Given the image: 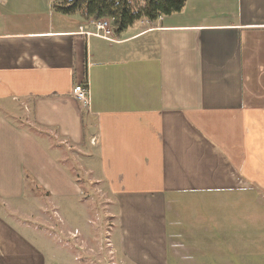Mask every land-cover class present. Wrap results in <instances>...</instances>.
<instances>
[{"label":"crops","instance_id":"0c3cea01","mask_svg":"<svg viewBox=\"0 0 264 264\" xmlns=\"http://www.w3.org/2000/svg\"><path fill=\"white\" fill-rule=\"evenodd\" d=\"M27 3L0 0V264H50L21 218L29 188L81 193L56 138L87 148L130 264H175L173 248L186 262L180 242L193 243L195 264H254L245 243L260 242L264 226L249 235L244 206L264 202V0H186L179 13L113 31L115 40L81 23L8 19ZM83 83L90 110L73 95ZM195 197L233 209L197 222L202 214L182 204Z\"/></svg>","mask_w":264,"mask_h":264},{"label":"rangeland","instance_id":"374dc122","mask_svg":"<svg viewBox=\"0 0 264 264\" xmlns=\"http://www.w3.org/2000/svg\"><path fill=\"white\" fill-rule=\"evenodd\" d=\"M40 1L41 3L38 4L37 0H28L23 12L12 14L8 19L15 18L14 21L18 20L24 24L38 23L41 26L49 20L57 27L71 25L75 28H78L81 23L82 26L93 29L91 32L105 35L104 29H98V22L84 19L80 14L65 15L56 12L54 9L45 10L46 1ZM57 1L55 0L54 3ZM53 11V15L48 14ZM110 35L114 38L113 34ZM29 118L30 116H27L26 120L29 121L31 119ZM54 141L57 147L66 148V155L64 154L62 163L65 160L66 165L64 163V167L72 173L81 193L78 197L68 196L52 199L49 197L50 193L42 187L29 188L24 206L26 214L21 219L27 223H33L40 232L35 233L33 238L45 249L50 264L54 261L53 256H56L57 264H130L120 254L118 246L114 242V226L117 225V218L113 210L114 202L111 200L104 182L97 176L87 148L75 145L68 147V143H64L63 139L60 138H56ZM187 202L190 204L182 200L183 207H186L188 213L190 211L201 213L202 215L197 216V222L199 220L202 223L209 218L210 212H216L215 214L219 215L225 209H233L232 204L223 198L210 199L209 202L207 200L208 203H201L195 197ZM263 203L259 199H255L250 201L249 206H244L248 207L247 218L254 225L249 230V235L258 232L254 229H261L264 226ZM258 210H261V213ZM173 213L175 212L169 213L170 233L175 236L178 232V226ZM216 215L210 216L214 218ZM185 217L186 222L191 220L190 214ZM212 227H214V223H212ZM184 229L186 230H181L182 233H190L187 228ZM259 235L264 236V227ZM180 243L185 245L183 248V250L186 249L184 258L187 261H179L181 256H178L177 251L173 248L171 255L175 264H195L194 259H198L199 256L198 253H194L193 243ZM172 245L175 243L172 242ZM205 248L208 253V246L206 245ZM244 249L248 261H252L254 264H264V237L260 242L245 243Z\"/></svg>","mask_w":264,"mask_h":264},{"label":"trees","instance_id":"16d2710c","mask_svg":"<svg viewBox=\"0 0 264 264\" xmlns=\"http://www.w3.org/2000/svg\"><path fill=\"white\" fill-rule=\"evenodd\" d=\"M186 0H58L54 10L80 14L93 21L110 20L114 33L121 34L140 21L155 23L183 10ZM31 179L29 174H26Z\"/></svg>","mask_w":264,"mask_h":264},{"label":"built area","instance_id":"2783aa9c","mask_svg":"<svg viewBox=\"0 0 264 264\" xmlns=\"http://www.w3.org/2000/svg\"><path fill=\"white\" fill-rule=\"evenodd\" d=\"M95 22H98L97 23L98 29H104L105 35H103L101 33H94V32L87 31V30L85 31V33H87L89 35L90 34L97 35L99 37L109 39V40H115L110 35V34H113V30L111 27L110 20H98ZM73 95L78 101H80L82 103V106L84 108L90 110V108H91V90H90V87L87 83L77 84L74 87Z\"/></svg>","mask_w":264,"mask_h":264}]
</instances>
